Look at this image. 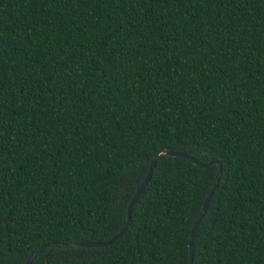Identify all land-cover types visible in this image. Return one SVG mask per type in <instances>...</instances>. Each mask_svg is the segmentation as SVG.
I'll return each instance as SVG.
<instances>
[{
	"label": "trees",
	"instance_id": "trees-1",
	"mask_svg": "<svg viewBox=\"0 0 264 264\" xmlns=\"http://www.w3.org/2000/svg\"><path fill=\"white\" fill-rule=\"evenodd\" d=\"M162 149L222 166L192 264H264V0H0V264L111 238ZM218 166L160 154L122 234L31 264H187Z\"/></svg>",
	"mask_w": 264,
	"mask_h": 264
},
{
	"label": "water",
	"instance_id": "water-1",
	"mask_svg": "<svg viewBox=\"0 0 264 264\" xmlns=\"http://www.w3.org/2000/svg\"><path fill=\"white\" fill-rule=\"evenodd\" d=\"M160 154H167V155H170V156L184 157V158L190 160L194 165L199 166V167H206V166H209V165H212V164H215V163H218V165H219L218 166V170H217L216 175H215V178H214V181L212 183V186H211L210 190L208 191V193H207V195H206V197L204 199V202L202 204V207L200 209V212H199L197 218L194 220V222L192 224V227L190 229V232H189V236H188L189 256H188L187 264H192L193 257H194L193 236H194L195 230L197 229V227L199 226L202 218L205 215V212H206V210L208 208V205H209L210 199L212 197V194L214 193V191H215V189H216V187L218 185V182H219V179H220V176H221V172H222V166L218 162V160H216V159H211V160L202 162V161L198 160L197 158H195L194 156H192L190 154L183 153V152L172 151V150H166V149H162V150L158 151L153 156V158L151 159L145 177L143 178V180L141 181L139 186L136 188L132 198L130 199V201L128 203L127 211H126L127 219H126L125 224L111 238H109L108 240H105V241H87V242H73V243H62V244H56V243L44 244V245L40 246L39 248H37L36 250H34L28 256V258L26 259L24 264H31V262L34 259V257L39 252H41L44 248L49 247V246L59 245V246H63V247L77 248V247H103V246L109 245L114 239H116L120 234H122L125 231V229L129 226L130 218H131L132 206H133L135 200L137 199L138 195L141 193V191L146 186L149 178L151 177L153 169H154L156 161H157V158H158V156Z\"/></svg>",
	"mask_w": 264,
	"mask_h": 264
}]
</instances>
